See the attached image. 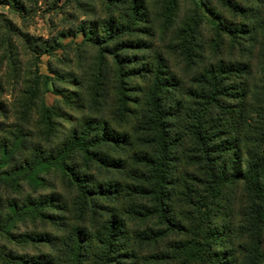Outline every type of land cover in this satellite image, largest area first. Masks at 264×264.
<instances>
[{
	"label": "trees",
	"instance_id": "obj_1",
	"mask_svg": "<svg viewBox=\"0 0 264 264\" xmlns=\"http://www.w3.org/2000/svg\"><path fill=\"white\" fill-rule=\"evenodd\" d=\"M219 1L254 16L255 7ZM38 2L0 7L26 18ZM98 2L108 17L72 31L96 49L81 78L53 67L63 43L33 38L0 13V264H262L264 105L242 133L243 110L227 103L240 93L230 81L249 64L205 65L198 20L178 23L182 0ZM152 10L160 28H173L171 53L198 70V107L176 97L181 79L150 41ZM213 24L216 48L225 33H245ZM44 54L52 76L39 69ZM242 90L262 100L251 85ZM50 92L58 98L47 105ZM182 161L196 169L179 179ZM235 183L245 184L250 205L219 207L223 187ZM176 198L189 224L171 214Z\"/></svg>",
	"mask_w": 264,
	"mask_h": 264
},
{
	"label": "rangeland",
	"instance_id": "obj_2",
	"mask_svg": "<svg viewBox=\"0 0 264 264\" xmlns=\"http://www.w3.org/2000/svg\"><path fill=\"white\" fill-rule=\"evenodd\" d=\"M150 1L154 2V0ZM197 1L201 5L198 9L193 0H182L178 23L181 25L193 16L198 20V31L200 33L198 41L204 53L203 61H205V65H208L207 61L217 64L221 59H224L227 61V64L242 62L248 63L250 66V69L246 73H242L244 75L242 78L237 79L234 77L235 79L230 81L231 85L238 88L237 90L240 93L227 98V103L232 110L238 111L239 113L243 110L240 113L241 118L237 120V127H242V133H244L248 124L256 125L257 121L260 122L254 113V109L264 105V0H260L261 2L259 0H236L237 4L241 7H255L253 10L254 16L250 9L231 10L223 6L219 0H213L214 6L212 10L206 9L202 4L204 0ZM0 13L6 15L12 21L13 25L18 26L33 38H42L49 42L58 41L63 43L66 48L57 47L55 52L56 57H51L52 65L76 78L83 76V71L86 69L91 56L95 54L96 49L87 47L83 43L87 37L85 34L80 31L77 33L72 31L77 29V27L83 26L87 21H99L102 23L109 15L108 11L98 0H39L34 12L26 15V18H23L20 14L13 13L9 7H0ZM155 14L152 10L153 26L156 34L150 38V41L156 42L154 44L158 49L157 52L164 53L167 57L169 70L181 79V87L176 97L181 100L183 105L198 107V105H194L195 100H200L198 94H200L201 88L195 80L198 70L192 68L182 58L171 53L169 48L171 43L169 41H174L173 28H160V22L155 21ZM214 22H221L224 26H229L234 29H244L245 33L238 34L239 37H236L234 40L229 38V33H225L220 40L221 43L225 41L222 48H216L212 42L218 39L213 24ZM156 27L159 28L158 31ZM253 27H256L255 31L248 33ZM62 32L65 34L61 35ZM251 37L253 40H251ZM232 41H235L233 42L234 45ZM248 41H257V43L252 47ZM48 61L49 56L47 54L42 55L39 69L44 75L52 76L49 71ZM136 83H140L139 85L145 88L148 81L137 80ZM245 84L251 85L257 93H262V100H258L256 97H252V95H248L247 93L244 96L242 87ZM133 95L142 97V93L139 90L134 92ZM57 98L53 92L48 93L45 98L46 104L52 105ZM180 124L183 127L184 123L181 122ZM226 124H228L227 121H225ZM222 129L226 131L231 130L230 126ZM179 164L180 168L178 166L179 173L177 175L179 179H182L187 173H191L196 169V167L186 164L183 161ZM120 178L122 181L130 183L131 185L134 183L126 176H121ZM189 185L191 184L189 183ZM193 188L198 189V186H193ZM244 189L245 184L243 183L224 186L218 200V206L221 207L226 203H234L238 209L240 206L246 207L248 204L250 205ZM170 207L171 214L178 217L177 219H181L186 224H189L182 216V213L187 212L188 208L183 206L180 198H176L174 202L170 203ZM262 247L264 253V243ZM262 264H264V260Z\"/></svg>",
	"mask_w": 264,
	"mask_h": 264
}]
</instances>
